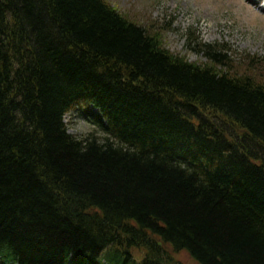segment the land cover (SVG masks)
<instances>
[{
  "label": "trees",
  "instance_id": "1",
  "mask_svg": "<svg viewBox=\"0 0 264 264\" xmlns=\"http://www.w3.org/2000/svg\"><path fill=\"white\" fill-rule=\"evenodd\" d=\"M185 49L105 0H0V264H264V77ZM80 102L104 140L68 134Z\"/></svg>",
  "mask_w": 264,
  "mask_h": 264
},
{
  "label": "rangeland",
  "instance_id": "2",
  "mask_svg": "<svg viewBox=\"0 0 264 264\" xmlns=\"http://www.w3.org/2000/svg\"><path fill=\"white\" fill-rule=\"evenodd\" d=\"M256 3H255V2ZM128 21L149 34L160 35L163 47L189 62L204 64L201 56L185 49V36L194 34L203 43L230 50L235 69L252 77H264V68L248 70V56L264 59V0H105ZM92 107L78 106L64 118L70 135L83 139L103 133L89 122ZM177 264H195L186 254L173 255Z\"/></svg>",
  "mask_w": 264,
  "mask_h": 264
}]
</instances>
